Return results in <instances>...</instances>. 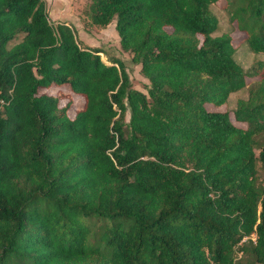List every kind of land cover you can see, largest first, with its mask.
Returning <instances> with one entry per match:
<instances>
[{
    "label": "trees",
    "instance_id": "1",
    "mask_svg": "<svg viewBox=\"0 0 264 264\" xmlns=\"http://www.w3.org/2000/svg\"><path fill=\"white\" fill-rule=\"evenodd\" d=\"M215 1H89L143 92L43 0H0V264H264V62L234 59ZM220 8L264 52V0Z\"/></svg>",
    "mask_w": 264,
    "mask_h": 264
},
{
    "label": "rangeland",
    "instance_id": "2",
    "mask_svg": "<svg viewBox=\"0 0 264 264\" xmlns=\"http://www.w3.org/2000/svg\"><path fill=\"white\" fill-rule=\"evenodd\" d=\"M47 13L48 20L54 24L57 21H64L69 24L76 35V38L83 44L99 47L102 52L99 53L100 58L107 61L109 56H116L121 59L124 64L125 70L128 74L131 87L145 92L147 85V79L140 73L139 64L134 62L128 51L122 50L118 43V35L114 28V18L111 19L106 25L99 26L90 22L87 14V6L90 0H43ZM222 0H217L210 5L211 9L217 14L219 18V25L214 34L221 31H229L232 37V43L235 46L233 53L234 59L246 69L254 61L264 62V52H252L244 41V33L234 30L230 23L227 21L226 12L220 8ZM247 85L231 92L226 100L225 104H221L216 107H210L217 110H228L231 115V110L236 105V100L240 97H245L248 86L253 85L255 82L253 77H246ZM61 90L67 94L62 95L61 102H65L68 98L71 101V105L67 111L69 115H72L74 110L78 108L82 102V98L65 88L49 87L48 91ZM128 111L124 113V119L127 120ZM261 136V135H260ZM256 180L262 177L258 162L256 164ZM249 256L240 251H236L235 259L239 261L237 264H242L248 259Z\"/></svg>",
    "mask_w": 264,
    "mask_h": 264
},
{
    "label": "built area",
    "instance_id": "3",
    "mask_svg": "<svg viewBox=\"0 0 264 264\" xmlns=\"http://www.w3.org/2000/svg\"><path fill=\"white\" fill-rule=\"evenodd\" d=\"M250 238L254 239V234L253 233L250 234Z\"/></svg>",
    "mask_w": 264,
    "mask_h": 264
}]
</instances>
